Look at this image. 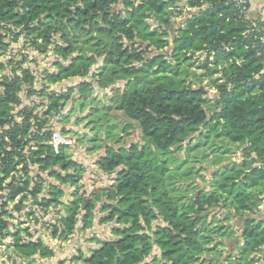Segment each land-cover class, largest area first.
<instances>
[{
	"label": "trees",
	"instance_id": "obj_1",
	"mask_svg": "<svg viewBox=\"0 0 264 264\" xmlns=\"http://www.w3.org/2000/svg\"><path fill=\"white\" fill-rule=\"evenodd\" d=\"M177 1L0 0V33L14 26L16 39L24 35L42 51L52 46L56 71H45L48 83L91 76L60 93L44 87L38 94L48 104L40 114H34L40 104L24 105L19 95L25 89L37 93L30 69L6 79L0 95V124L13 121V105L20 106L22 120L9 129L20 148L18 164L25 161L22 149L34 141L32 162L60 182L50 183L40 196L46 180L39 173L30 191L34 203L57 209L54 236L66 239L78 226L91 227L99 203L107 212L101 222L122 225L112 229L116 239L99 241L90 255L74 257L82 264H264V216L253 211L264 198L263 64L249 47L247 21L231 0H186L187 7L198 9L182 24H176L170 9ZM149 18L159 27L153 28ZM192 68L220 74L213 89L196 85ZM118 81L124 84L116 86ZM94 85H115L109 104L93 97ZM79 99L96 101L87 116L104 124L103 134L119 144L108 145L97 160L101 171L116 172L112 183H94L90 192L80 185L81 167L67 147L56 152L53 132L44 129L51 116ZM207 142L204 157L219 150L231 160L215 165L211 179L193 154ZM238 149L242 161L233 158ZM4 164L7 170L12 166ZM58 166L64 174L53 170ZM30 180L18 183L16 192L28 191ZM66 183L74 190L64 202L61 186ZM222 212L236 221L213 226L209 218ZM5 228L6 223L0 225ZM21 232L8 235L23 264L55 256L42 239L25 240Z\"/></svg>",
	"mask_w": 264,
	"mask_h": 264
},
{
	"label": "rangeland",
	"instance_id": "obj_2",
	"mask_svg": "<svg viewBox=\"0 0 264 264\" xmlns=\"http://www.w3.org/2000/svg\"><path fill=\"white\" fill-rule=\"evenodd\" d=\"M173 7L170 9L174 11L175 8L173 9ZM193 13L194 11H191V9H184L182 14L179 15L174 12L173 20L177 22L176 24H179L178 22L182 24L184 19L186 17H190ZM148 20L153 28L159 27V23L155 21L154 18H149ZM10 27L12 30L11 32L6 31V34H4V32L0 33V85L5 83L6 79L11 80L15 76L16 72L21 73V69H30L35 77L32 88L35 89L37 93H29V89H25L21 91L19 95L24 105L32 107L34 103L40 104L39 108L34 111V114H40L47 108L46 104H48V102L46 98L43 95L38 94V92L42 91L44 87H49L50 90L60 93L80 82L91 80V76H88L69 78L58 83H48L45 80V71H56L55 63L57 58L52 46L50 45L46 51H42L32 45L24 35H21L19 39H16L15 34L18 33V30L14 26ZM1 35L3 38H1ZM63 62L66 64L69 61L65 60ZM94 69L95 67H93V70ZM192 71L196 73L191 76L192 81H194L196 85L203 84L210 87V89H213L214 87L212 85L213 81L220 77V74L216 73L210 75L209 73H205L203 70H199L197 68H192ZM200 76L203 77L202 80L198 78ZM123 84V81H118L116 86H122ZM114 86L108 87L107 89H101L97 85H94L95 89L93 97L101 96L103 97L102 101L109 104L108 99L113 94L112 88ZM0 89H3L4 91V85H1ZM96 106L95 100H75L73 104H68V106H66L59 114L51 116L44 126L45 130L49 129L51 131H61L64 136L69 135L75 138V147L71 149L67 148L66 152L73 161L80 165V173L82 175L80 185L87 192H90L93 189L94 183L102 186H108L112 183V179L116 172L105 173L101 171L97 166V160L105 154L108 145L119 147V144L116 141L106 138L103 134L106 128L104 124L91 122L92 117L87 116L90 109ZM19 107L20 106L13 105L12 113H17L18 115L20 110ZM17 118L19 121L22 120V117L19 115ZM117 118V121L119 122L126 121V118L123 116H117ZM32 121H34L33 118ZM35 127L36 126L32 127L33 131L36 130ZM104 138L106 139L104 140ZM137 139L138 138L132 139L128 143H133L134 141H137ZM220 143L225 144L227 141ZM210 144L211 143L207 142V146L200 147V149L195 148L193 151L194 156L198 158V163L200 162L199 166L203 167L202 174L206 176L207 179H211V171L215 165L221 163L223 160L231 161L229 156H225L219 150L214 152V154L212 153L211 156L204 157L207 152L205 149H207ZM32 145L34 146V141H30L25 145V147H27L25 149V153H27L28 148L30 152L31 149H34ZM233 158L234 160L242 161L244 158L243 150H236V154ZM193 161L194 159L192 158L190 164ZM26 164L28 168L25 171L23 167ZM53 170H59L62 174H64V171L60 170L59 166L54 167ZM17 171L18 179L28 175L31 177L32 181H30L28 191L20 192V197L12 202H8L9 204L6 210L11 216H4V218H2L6 221L7 228L4 229L2 236H0V240H2L0 245V264H23L21 259L16 256L12 249L11 245L13 243V237L11 234L8 235V232L13 234L21 230V235L25 240L40 238L55 250L54 257H38L37 261L39 264H82L81 262L74 260V257H77L80 252H83L88 256L93 249L98 247L99 241L117 238L112 229L114 227H121L122 225H119L115 220L101 222V218L107 215V212L100 210L101 203L98 204V207L95 210V218L93 219L91 227L86 230H82L80 229V226H78V229L71 235L67 236L66 239L60 238L59 234L54 236L52 233V225L55 224L58 219V214L56 213L57 209L53 207L46 208L42 205L34 203V198H30L28 193H31L30 191L33 189L35 180L37 179L39 173L43 175L46 180L40 196L46 195L45 193H47L50 183L60 185V182L55 177L50 176L48 171L42 172L38 170V166L32 162V159H28L26 157L24 163L18 164ZM22 181H24V178ZM200 181L202 180L198 179L199 183H201ZM206 187L207 189L209 188L208 185ZM61 188L64 191L62 200L64 202L69 201L71 199V193L74 190V186L66 183L63 184ZM260 204L261 203H259V205ZM18 207H21V209H18ZM221 209L224 210L225 208L222 207ZM253 211H256L257 214L264 216V208L260 209L257 207ZM209 221L212 222L213 226H218L220 224L235 222L236 218L232 216L226 218L222 212L217 215L216 218H209ZM214 237L215 239H219L222 235L215 234ZM224 239L227 240L228 243L233 240L232 237L227 234ZM159 253V249L155 248V254L159 255ZM253 255L255 254L253 253L250 254V256H247L250 258ZM246 264L251 263L247 261Z\"/></svg>",
	"mask_w": 264,
	"mask_h": 264
},
{
	"label": "built area",
	"instance_id": "obj_3",
	"mask_svg": "<svg viewBox=\"0 0 264 264\" xmlns=\"http://www.w3.org/2000/svg\"><path fill=\"white\" fill-rule=\"evenodd\" d=\"M236 6L237 12L243 19L247 21L246 30L244 35L249 39L250 45L249 47L255 49L257 56L260 57L261 62L263 64L262 73L264 74V19L261 18H252L250 15L251 11V2L250 0H231ZM175 8V9H174ZM174 12L179 15L182 14L184 9L191 11H196L197 7H187L186 0L177 1L176 6L173 7ZM199 57V54L197 55ZM212 59V56H211ZM255 78H259V75H256ZM4 85L3 83L1 84ZM0 85V86H1ZM3 89H0V95L3 94ZM13 112V111H12ZM14 114V113H13ZM14 120L8 121L5 124H0V225L6 223L2 218L4 216H11L10 213L6 210L8 207V202H12L20 197V192H16V186L18 183L23 182L29 177L17 178V167H18V152L20 148L15 144L12 135L9 133V129L13 125L15 121L19 122L17 118V113L14 114ZM17 115V116H16ZM52 140L50 141L56 152L60 151L62 146L71 149L75 147L76 140L72 136H64L61 131H52ZM24 147L22 149L23 154L26 155V158L31 159V152L28 151L25 153ZM9 154H11L10 159H8ZM11 162V167L7 170L6 166H4V162ZM263 163V162H262ZM261 162H257L256 165L259 166L262 164ZM7 171V172H6ZM31 179V177H30ZM32 181V179L30 180ZM29 197L33 199V195L28 193ZM260 209L264 208V198L262 203L258 206ZM13 216V215H12ZM3 229H0V236H2ZM2 240H0L1 245Z\"/></svg>",
	"mask_w": 264,
	"mask_h": 264
},
{
	"label": "crops",
	"instance_id": "obj_4",
	"mask_svg": "<svg viewBox=\"0 0 264 264\" xmlns=\"http://www.w3.org/2000/svg\"><path fill=\"white\" fill-rule=\"evenodd\" d=\"M251 11L250 15L252 18L264 19V0H250Z\"/></svg>",
	"mask_w": 264,
	"mask_h": 264
}]
</instances>
